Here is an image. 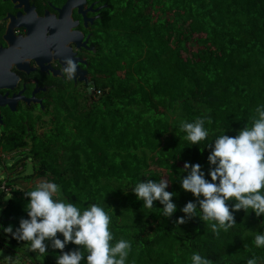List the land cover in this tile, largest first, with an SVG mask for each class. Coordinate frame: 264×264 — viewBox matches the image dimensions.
I'll list each match as a JSON object with an SVG mask.
<instances>
[{"label":"trees","instance_id":"1","mask_svg":"<svg viewBox=\"0 0 264 264\" xmlns=\"http://www.w3.org/2000/svg\"><path fill=\"white\" fill-rule=\"evenodd\" d=\"M116 18L109 27L113 47L106 76L96 85L102 89L99 100L62 109L50 130L33 140L0 141L2 151H18L14 169L31 159L26 178L59 185L57 199L82 209L103 207L112 220L113 243L131 242L126 264H191L193 253L211 264H247L252 257L264 264V247L254 244L264 233V215L237 211L236 224L218 237L211 230L214 221L175 222L185 216L182 207L195 201L181 188L185 162L199 163L210 180L208 145L251 126L255 109L264 106V0H139ZM197 117L205 118L208 137L191 145L180 124ZM9 179L10 174L0 179L3 233L28 218L24 192L34 187L24 188L13 177L12 191L5 192L2 183ZM149 179L169 181L166 190L177 205L172 217L161 214L159 201L145 208L132 191ZM5 236L0 247H29ZM46 243L44 264H56L61 252ZM76 248L69 243L64 251Z\"/></svg>","mask_w":264,"mask_h":264},{"label":"clouds","instance_id":"2","mask_svg":"<svg viewBox=\"0 0 264 264\" xmlns=\"http://www.w3.org/2000/svg\"><path fill=\"white\" fill-rule=\"evenodd\" d=\"M66 64L64 72L71 79L77 66L71 59ZM255 112L251 126L246 125L235 136L223 133L214 139V145H208L211 147L207 158L210 180L205 178L199 163L185 162L182 171L188 174L182 177L181 188L190 192L195 201L182 207L185 216L178 217L177 224H184L193 217L204 222L214 221L211 230L218 237L221 230L227 232L236 224L234 213L237 211L251 209L257 217L264 215V106L257 107ZM207 123H212L210 117ZM204 125L205 118L197 117L193 122H181L180 130L186 133L185 139L191 145H197L208 137ZM35 181L33 189L24 192L28 218H21L15 231L11 225L4 228L5 233L17 241L28 242L29 251L40 255L48 251L46 241L50 242L52 249L61 252L56 264H82V261L86 264H126L131 242L121 238L113 243L112 220L103 207L93 203L82 209L57 199L60 187L56 183L44 179ZM168 186L167 179L159 182L149 179L137 183L132 191L145 208L152 209L154 201H159L163 205L161 214L170 218L177 205L172 200L174 193L166 190ZM229 201L235 202L230 206ZM69 243L77 248L64 251ZM254 244L264 247V233L255 236ZM191 264H211V261L193 253ZM247 264H257L256 258H249Z\"/></svg>","mask_w":264,"mask_h":264},{"label":"flooded vegetation","instance_id":"3","mask_svg":"<svg viewBox=\"0 0 264 264\" xmlns=\"http://www.w3.org/2000/svg\"><path fill=\"white\" fill-rule=\"evenodd\" d=\"M138 1L0 0V141L33 140L62 109L99 100L110 23Z\"/></svg>","mask_w":264,"mask_h":264},{"label":"rangeland","instance_id":"4","mask_svg":"<svg viewBox=\"0 0 264 264\" xmlns=\"http://www.w3.org/2000/svg\"><path fill=\"white\" fill-rule=\"evenodd\" d=\"M111 38L113 39V36H111V34L110 36L108 35L107 45L109 49L113 47V41ZM41 122L43 121L41 120ZM45 126H46V123H45ZM4 140L5 139L2 140L3 143H4ZM19 156L17 154L13 156V154L7 153V151L5 150L3 152L2 146H0V179H5L8 176V174H10V179H12L13 177L16 178V182H18L20 186H23L24 188H26L28 186L34 185L32 184L34 179L30 181L29 179L26 178V175L31 174L33 170L32 161L31 159H28L25 167L18 165L14 169L12 165L14 162H16L19 159ZM41 180L42 179H39L37 181H41ZM13 183H15V181H13ZM34 183H36V181ZM8 198L9 197H7L6 200H8ZM5 204L6 203L4 202L3 205ZM0 213H1V210H0ZM4 237H6L5 233H3V231L0 229V238L4 239ZM12 246H17V245H11V247ZM13 249L12 248L8 249L6 247H0V259H1L0 261L3 262L2 264H44L43 256L39 255L38 253L29 251L28 246L18 245V247H16V250H17L16 252H14Z\"/></svg>","mask_w":264,"mask_h":264},{"label":"built area","instance_id":"5","mask_svg":"<svg viewBox=\"0 0 264 264\" xmlns=\"http://www.w3.org/2000/svg\"><path fill=\"white\" fill-rule=\"evenodd\" d=\"M8 182H9V180L6 182V181H4L3 183H2V189H4L5 190V192H11L12 191V189L13 188H11L9 185H8Z\"/></svg>","mask_w":264,"mask_h":264}]
</instances>
